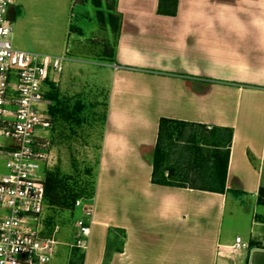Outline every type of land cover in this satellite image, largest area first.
<instances>
[{"label":"crops","instance_id":"crops-1","mask_svg":"<svg viewBox=\"0 0 264 264\" xmlns=\"http://www.w3.org/2000/svg\"><path fill=\"white\" fill-rule=\"evenodd\" d=\"M157 3L116 0L118 34L100 55L69 47L82 44L81 32L61 37L49 54L92 59L86 63L102 66L107 86L81 264H264V0H177L173 17L158 15ZM161 118L232 131L222 193L151 183ZM175 143L167 151L171 181L188 158ZM108 170L129 199L119 219L102 202ZM236 238L247 248L234 251Z\"/></svg>","mask_w":264,"mask_h":264},{"label":"built area","instance_id":"built-area-1","mask_svg":"<svg viewBox=\"0 0 264 264\" xmlns=\"http://www.w3.org/2000/svg\"><path fill=\"white\" fill-rule=\"evenodd\" d=\"M16 1L0 0V264H49L59 242L44 228V181L57 164L45 94L67 59L13 46ZM92 201L74 202L82 218L74 223L69 248L81 253L93 223ZM246 248L235 239L234 251Z\"/></svg>","mask_w":264,"mask_h":264},{"label":"rangeland","instance_id":"rangeland-1","mask_svg":"<svg viewBox=\"0 0 264 264\" xmlns=\"http://www.w3.org/2000/svg\"><path fill=\"white\" fill-rule=\"evenodd\" d=\"M12 24V44L18 50L49 55L59 39L76 37L81 32L84 40L78 44L69 40V47L100 55L104 46L111 45L115 36L108 23L106 6L114 0H17ZM101 12V15L98 12ZM102 17V18H100ZM114 37V38H113ZM93 39V40H90ZM66 62L71 68L63 73L61 83L55 88L59 103L65 105L67 113L74 107L80 112L76 121H65L59 117L53 122L52 147L57 164L52 171L58 173L68 187L81 193L83 201L90 200L95 182L99 180V147L106 105V83L100 75V67L77 59H70L65 51ZM96 64H102L96 57ZM65 62V63H66ZM92 62V61H90ZM73 118V119H75ZM2 172V171H0ZM101 185L102 202L112 219L123 217V205H130L128 196L114 189L113 174L104 172ZM98 184V183H97ZM77 200V199H76ZM98 201V198H97ZM96 203V202H95ZM126 203V204H125ZM99 205V202L96 203ZM228 206L230 202L228 201ZM74 208V205H73ZM227 210V209H226ZM44 225L47 236H54L59 242L56 254L49 264H81L79 251L73 254L69 245L73 242L74 223L82 218L79 208L70 213L67 210L45 205ZM128 218V217H127ZM228 220L227 211L222 215V227ZM191 232V231H190ZM187 235H192L187 232Z\"/></svg>","mask_w":264,"mask_h":264},{"label":"trees","instance_id":"trees-1","mask_svg":"<svg viewBox=\"0 0 264 264\" xmlns=\"http://www.w3.org/2000/svg\"><path fill=\"white\" fill-rule=\"evenodd\" d=\"M116 0L112 6H106L108 23L116 37L118 34L120 15L115 9ZM177 0H158L156 13L164 16H175ZM101 15V12H98ZM102 18V17H100ZM45 97L51 102L48 115L52 122L64 117L67 121H76L79 115L78 108H72L68 113L65 105L59 103L55 86L50 84V91ZM76 117V118H75ZM75 118V119H73ZM232 131L212 127L206 129L202 125H193L183 122L161 118L158 123V133L154 148L151 183L161 186L190 188L194 190L222 193L224 191L228 153ZM181 142L184 145L183 152L188 155L184 163V174L176 181H171L172 169L166 166L167 151L174 143ZM175 143V144H176ZM168 172L164 176V172ZM188 172L192 177L188 178ZM45 205L73 212L74 202L81 197V193L74 187L64 184L55 171L46 174L44 181ZM92 198V196H91ZM78 253L77 249L72 250ZM80 262L83 255H78Z\"/></svg>","mask_w":264,"mask_h":264}]
</instances>
